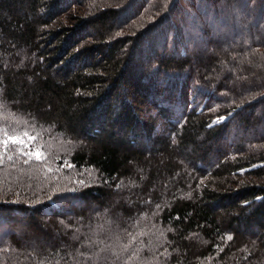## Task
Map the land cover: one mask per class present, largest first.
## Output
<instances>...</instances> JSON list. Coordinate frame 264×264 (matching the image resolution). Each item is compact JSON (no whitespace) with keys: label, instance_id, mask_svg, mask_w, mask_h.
<instances>
[{"label":"trees","instance_id":"trees-1","mask_svg":"<svg viewBox=\"0 0 264 264\" xmlns=\"http://www.w3.org/2000/svg\"><path fill=\"white\" fill-rule=\"evenodd\" d=\"M66 1L0 0V95L9 106V109H5L8 113L12 112L11 116L21 114L27 119L35 120L39 130L40 127L51 129L50 132L45 130L50 138L54 135L61 139L65 137L71 141L83 142L74 147V150L68 151V155L71 154L69 162L76 173L91 171L96 174L94 183L82 179L78 181L80 178L77 175H71L72 182L69 185H58L56 189L78 192L75 197L85 204L105 205L114 196L117 181L133 174L135 166L141 165L147 170L146 180L136 175L134 177L141 184L137 192L144 201V194L155 179L165 176L171 180L176 178L179 174L177 161L193 162L194 171L189 176H178L165 195L156 191L148 197L149 207L158 208L152 217V220H157L148 227L162 232L160 247L157 244L156 249H151L154 239L148 238L144 231L148 227L141 229L135 221L145 203L140 204L138 200L132 207L121 203L116 209L122 214L125 229H128V236L123 237L122 241L126 245H132L130 250L127 249L118 256L120 263L130 264L132 260L131 264H134L135 260L137 263L148 260L151 252L147 256L145 248H142L145 244L153 251L155 264H208L210 261L213 264L226 261L228 264L233 254L229 252L223 255L226 258H222L218 250L219 245L222 246L226 241V232H233L235 236L234 246H229V251L233 252L232 249H236L234 247L254 237L253 230L248 231L251 226L260 232L259 240L263 242L260 246L264 250V166L250 171V178H261L262 183L258 185L251 179L241 182L228 180L233 170L242 167L244 163L253 162L255 157L249 155L238 159L236 164L229 165L219 161L217 169L213 171L214 178L218 179L215 183H211L210 187L193 186L190 198L188 195L180 197L186 193L188 181L194 180L195 183L204 175L196 161L201 164L202 158L212 152V140L220 137L224 129L218 132L207 128L201 113L193 115V112H187L188 105L184 102L186 112H183L182 103L176 104L164 99L171 97L175 88H184L188 80L187 70L192 67L193 62L202 67V75L205 76L203 80L207 84L212 82L215 88L221 89L228 88L227 80L231 79L227 77L220 80V68L223 64L230 70L240 69L244 73L255 69L264 71V0H224V4L221 0H195L194 14L183 15L181 12L182 18L175 16L168 21L170 30L168 26L159 25L162 32L158 48L164 52H156L155 46L152 48L148 45L151 58L144 66H140V58L146 48H143L141 36H144L142 33L148 24L147 20L141 23L144 24L141 32L137 31L134 37H127L129 41L124 40V37H115L114 40H119L113 44L105 41L84 43L76 52L72 49L76 45L79 48L78 44L84 41L82 39L88 28L102 24V27H107L104 30H108L118 11L112 7H99L94 15L75 16L70 26L54 25L53 20L62 6H66ZM185 2L189 4L188 0ZM182 9L186 8L181 7L180 11ZM199 17L201 20H197ZM104 30L101 29V36L106 40ZM169 34L170 41L167 37ZM221 38L224 43L220 46V52L211 45L207 46L210 52L216 51L217 56L200 59L199 54H193L194 60L188 59L192 56L191 48L200 43H221ZM130 40L132 44L128 50L121 53L125 48L124 43L130 44ZM22 48H27L32 61L22 68L7 69L5 58ZM65 53L69 57L59 66ZM95 54H99L100 60H106L105 65L111 63L109 67L99 66V61L93 62ZM89 59L91 61L88 63ZM149 61H155L156 66L146 67ZM208 86L210 87L209 84ZM245 86L248 88L242 89L244 96L252 95L256 88H262L260 91L264 92L263 84ZM199 88H204L211 100L221 99L206 87ZM218 91H223L220 92L223 93V99L217 101L218 106H229L231 109L240 102L239 99L227 98V91L225 93L224 89ZM259 96L263 97L259 101L264 100V94ZM175 97L177 99L174 95ZM145 101H152L155 106L163 103L165 108H159L158 112L167 121L173 120L176 115L180 116L182 112L183 124L178 128L171 127L173 142L171 137L158 133L155 135L154 123L142 119L136 112L135 103L142 104ZM222 112V115L227 113L225 110ZM222 112L218 109L215 114ZM251 121L249 117L243 119L246 125ZM9 125L12 127L14 124ZM20 129L11 128L10 133H17ZM29 131L36 133L32 128ZM1 132L9 133L8 130ZM145 142L148 149L143 146ZM208 142L206 152L204 148ZM188 150L193 156L190 157ZM15 158L18 157L0 156V222H6L7 225L8 221L17 222L15 217L18 214L27 215L30 221L35 220L34 216L39 214L57 218L71 214V210L61 211L64 207L50 201L52 195H49L47 189L41 188L38 193V189L32 191L31 188H26L25 183L12 182L11 176H7L14 173L10 167L21 164ZM260 159L264 161V157ZM162 196L168 199L167 202L164 203ZM81 202L78 201V204ZM227 208L233 212L221 219L219 213ZM79 213L76 214L77 218H83L84 214ZM8 229L1 237L13 234ZM142 233L144 237L141 236ZM199 236L205 240L203 245L195 240ZM62 243L64 246L60 248L56 239L49 238L48 252H45L46 246H39L36 257L23 264H71L67 251L75 244L68 241L66 244L65 240Z\"/></svg>","mask_w":264,"mask_h":264},{"label":"rangeland","instance_id":"rangeland-1","mask_svg":"<svg viewBox=\"0 0 264 264\" xmlns=\"http://www.w3.org/2000/svg\"><path fill=\"white\" fill-rule=\"evenodd\" d=\"M188 2L190 5L187 4L185 0H67L64 4L66 6H62V10L57 16H55L53 23L57 26L62 24L70 26L75 20V16H91L93 13H96L99 7H112L117 9V17L113 23L110 24V28L108 30H104L107 27L106 25L102 27V24H98L87 29V34H85L84 38L82 39L84 41H81L78 44L79 48H77V45L75 44L76 46L74 45L75 47L72 49L73 51L77 52L84 43L87 44L91 42L96 43L99 41H105L106 43L113 44L114 41L119 40L117 38L120 37H124V40L129 41L128 38L134 37L135 33L137 31L139 32L140 29L144 27V24L141 25V23L147 20L148 24L146 23V28L142 33L144 36H141V40L144 41L143 48L144 46L146 47L144 48L140 58L141 66L146 64L151 58V52L147 48L148 45L152 48L155 46L156 52H164L158 48L160 47L159 45L161 42L162 32H160V29L162 28H160L161 26L159 27V25L168 26L170 30L171 26L168 21H171L172 18L174 19L175 16L176 18H182V13L185 15L187 13L194 14L196 12L194 9L196 1L188 0ZM221 3L224 4V0H221ZM181 7L188 10L186 12V9H182L180 11ZM197 20H201V18L199 17ZM139 24L141 27H138ZM153 26H155V28ZM102 28L104 30V36L106 40H103L104 38L101 36V34H103L101 31ZM115 37H117L116 40H114ZM167 37L168 41H170L171 34H169ZM220 40H222V42L220 41L221 43H219V41H214L211 44L200 43L196 45L194 48H191L190 52L192 53V56L190 55L188 59L193 61L195 57L193 54H199L200 56L198 57L200 59H212L214 56H217V53L216 51L210 52L207 46L211 45V47L213 46L215 49H217V52H220V46H222L224 43L222 38ZM131 44V40L130 44H126L125 42V48L122 49L121 53H123V51H127ZM29 53L27 48H22L21 50H15L11 52V54H8V56L5 58L6 68L18 69L26 66V64L32 61V56ZM262 54L264 55V53ZM63 56V61H60L59 66L65 63L66 59L69 57L67 56V53H65ZM100 59L101 58H99V54H95L94 58H92V61H99L98 65H102V67H109L111 64L109 63L111 61H108L109 64L105 65L106 60ZM90 61L91 60L89 59L88 63ZM155 63V61H149L146 67L156 66ZM240 64L244 65L243 62H240ZM197 65V62H193L192 67H189L190 69L187 70L188 80L184 88H175L172 91L173 95L164 99L171 100L176 104L182 103L181 110L183 112H186L183 108V104L185 103V105H188L187 112H193V115H199V113L203 115L202 118L205 120V126L207 128L218 130V132L222 129H224V131L222 130L219 135L220 137L212 140L210 149L212 152L209 153L207 157L205 156L202 158V163L199 164V161H196L203 169L204 175L200 176L197 182L195 181V183L194 180L188 181L186 187L187 191L186 193L181 194L180 197H186L188 195V198H190L194 187H210L212 185L211 183H215L218 179L214 178L213 171L214 169H217L216 167L219 161L228 165L236 164L238 159H244L249 155L255 157L256 160L251 163H244L241 165L242 167L233 170L228 180L232 179L234 181L237 180L236 182H241L251 179L254 180L255 184L260 185L262 183L261 178H258L257 180L255 178H250V171L264 166V161H261L262 159H260L261 157H264V100L259 101L263 98L259 95L264 94V92L260 91L262 88H256L255 92L253 93L254 95L252 94L249 96H244L242 89L248 88V86L245 85H264V71H261L260 69H248L250 72L248 71L244 73L240 69L233 71V69L230 70L229 67L225 66V64L221 65L220 80L223 81L227 77L231 78L230 80H227L228 88H223L225 93L227 91V98L240 100V102L236 104L235 108L231 107L230 109L229 106L226 107L223 105L222 107L217 105V101L223 99V93H220L223 91L219 92L218 90L223 89L215 88V84L212 82L208 83L210 85L209 87L208 84L203 80L205 79V76L202 75V67ZM246 75L251 77L245 78L244 76ZM155 86L159 87L157 84ZM238 86L242 88H238ZM199 87H206L208 90L215 93V95H219L221 99L211 100L210 94L205 92L204 88ZM202 91H204L206 95ZM235 93L237 94L234 95ZM157 94L161 95L160 93ZM174 95L177 96V99L176 97L174 98ZM188 103H190V105ZM135 104L137 105L136 112H138L139 116L146 121H152L154 123V134L156 135L158 133V135L161 136H167L168 138L171 137L170 140L173 142V132L171 127L175 126L178 128L183 124L184 115L182 112L180 116L176 115L175 113L176 118L171 121H167L164 120L163 115L158 112L159 108H165L163 103L158 104L160 106L153 105L152 101H145L142 104ZM213 105L214 107H212ZM5 107L9 109V106L6 105L0 95V156H7L9 158L16 156L18 158H15L17 159L15 161L21 163L17 166H11L10 169L14 171V173L7 176H11L10 180L12 182L25 183L27 186L26 188H31L32 191L38 189V193L41 188L47 189L49 195H52V200L50 201L56 202L58 205L60 204L61 207H64V209H61V211L71 210L72 212L71 214L64 215L61 218L48 217L43 214H39L36 217L34 216L35 220L31 221L27 215L23 216L18 214V217H15L17 218V222L12 223L11 221H8L9 225H7L6 222H0V264H23L25 261L29 262V260H32L36 257L38 253L36 249L42 245L46 246L45 252H48L47 248L49 246V238L56 239V242L60 248L64 246L62 243L64 240L66 241V244L67 241L70 244H75L73 248L69 247L67 251L68 255H70L69 257L71 264H121L118 256L123 251H126L127 249L130 250L132 245H126L122 241L123 237L126 238V236H128V229H125L126 223L123 221V216L116 209L119 208L121 203L131 207L138 200L140 204L145 203L142 206V210L136 215L135 220L137 221V226H139L141 229H145V227L150 226L157 220L156 218L152 220V217L158 208L156 206L152 208L149 207L150 204L148 197H150V194L152 192L159 191L160 194L165 195L169 189H171L175 179L178 178V176L180 177L184 174L185 176H189L192 171H194L193 162L187 163L185 160L177 161L179 166V174H177L176 178L171 180L165 176L161 177L159 180L155 179L154 183H151L152 185L144 194L145 199L143 201L141 199V195H139L137 192V189L141 188V184L138 183L134 175H136L138 178H141L142 180H146L147 170L145 167L137 165L133 169V174L117 181L114 187V196H112L111 200L107 204L97 206V204L82 203L77 199V197H75L77 196L78 192L71 193V189H56V187H58V185H69L72 182L71 175H77L78 178H80L78 181L82 179L90 183L95 182V173L91 171H81L76 173L73 166L69 162V160L71 161V154L69 153L68 155V151L72 150L76 146L78 147V145L83 144V142L71 141L65 137L64 139H61L54 135H51L50 138L49 134L45 133V130L46 132H50L51 129H46L45 127L42 129L40 127L41 130H39V128L36 127L35 120L31 118L27 119L21 114H15V112V115L11 116L12 112L10 113L9 111L8 113V110L5 109ZM218 109L219 112L225 110L228 114L226 113L225 115H222L223 112L215 114ZM245 117H249V119L252 120L249 125L244 124L243 119ZM9 123L14 125L10 127ZM25 123H28L30 126H26L27 124ZM15 127H19L21 129L18 130L17 133H10L11 128ZM31 128L34 129L36 133L34 131H29ZM6 130H8L9 133L1 132ZM6 141L7 143H5ZM209 143L210 142L206 143L204 148V151L206 152ZM143 146H146V142ZM145 148L148 149V146ZM10 151L12 153H8ZM187 152L190 157L193 156L190 150ZM36 153L40 154L38 159L36 157ZM154 165L155 164L152 166L154 167ZM262 179L264 180V177ZM226 184L229 185V182ZM159 198H161V195ZM162 200L165 203L168 199H165L162 196ZM78 201L81 203L78 204ZM79 212L84 214V219L82 217L77 218L76 214ZM232 212L233 211H231L230 208H227L219 214H221L220 217L222 219L226 216V214L229 215ZM251 227L252 228H248V231L253 230L252 232L254 237L237 245V247H234L236 249H232L233 252L229 251V246H234L233 240H235V236L233 232H226V241L222 246L219 245L218 250L220 256L222 255V258H226L223 257V255L225 256V254H228L229 252L230 254H233L230 259L231 261L229 260V262L227 260L228 264H240L241 262H244V264H264V250H261L260 246V243L263 244V242L259 240L260 232L257 231L256 227ZM7 228H9L13 234L10 235V233L7 232L10 236L5 238L1 237V235L4 236L3 233L6 232ZM239 228L241 229V226ZM144 231L148 238L154 239L151 249H156L157 244L159 247L161 246V244H159L161 241V231L157 230V232L154 230V228L151 230L149 227ZM141 236L144 237L143 233ZM199 237H195L196 239L194 237L193 238L199 242L200 245H203L205 240L201 239L202 237ZM227 242H229V244L226 245ZM142 248H145L144 250H146L147 253H145L147 256L149 255V252H151V255L149 256L151 258L147 257L148 260L141 263H137V260H135L134 264H147L148 262L155 264V260L152 258L153 251L149 250L145 244H143ZM131 263L132 260H130V264ZM208 264H213V262L211 263L210 261ZM222 264H227V262L223 261Z\"/></svg>","mask_w":264,"mask_h":264},{"label":"snow or ice","instance_id":"snow-or-ice-1","mask_svg":"<svg viewBox=\"0 0 264 264\" xmlns=\"http://www.w3.org/2000/svg\"><path fill=\"white\" fill-rule=\"evenodd\" d=\"M13 142H15V141H13ZM5 143H7V141ZM39 155H40L39 153H36L37 159L39 158Z\"/></svg>","mask_w":264,"mask_h":264}]
</instances>
